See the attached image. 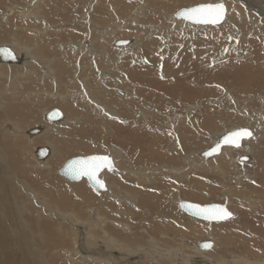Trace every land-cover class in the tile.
I'll return each mask as SVG.
<instances>
[{
    "label": "rangeland",
    "instance_id": "obj_1",
    "mask_svg": "<svg viewBox=\"0 0 264 264\" xmlns=\"http://www.w3.org/2000/svg\"><path fill=\"white\" fill-rule=\"evenodd\" d=\"M176 1L0 0V45L17 44L27 65L19 61L1 67L0 210L8 220L0 216V264H85L64 241L46 260L43 244H34L33 222L48 217L34 201L24 207L32 194L16 188L17 180L27 182L34 174L56 193L45 183L30 181L33 193L58 207L59 215L85 225L95 221L93 212L100 217L89 227L103 251L116 255L114 247L121 244L141 247L144 252L137 255L147 258L135 259L138 264H151V257L165 253L208 257L211 264H264V0ZM218 1H226L229 9L222 24L170 19L179 8ZM202 31L216 33L194 37ZM116 38L134 40V45L119 50L113 44ZM89 46L95 54L86 52ZM162 56L167 70L157 76ZM144 92L148 99L141 98ZM52 108L60 109L66 120L45 122L44 113ZM114 119L126 125L119 127ZM190 120L197 124V133L185 141ZM132 121L136 125L129 126ZM40 125L46 127L43 132L29 134ZM247 125L258 131L257 138L244 140L241 148L225 147L223 157L233 156L234 162L226 159L223 174L199 168V160H207L199 152L217 132ZM40 146L51 154L39 160L34 153ZM247 146L253 148L251 160L242 163L237 159L248 154ZM110 148L120 153L117 171L101 175L111 195L93 190L84 178L71 182L57 173L69 157L112 154ZM173 169H181L180 175H173ZM68 187L74 191L61 201L58 196ZM120 195L132 201L126 203ZM177 198L226 203L233 216L204 221L182 212ZM53 207L50 211L56 212ZM209 233L216 245L198 252V241L209 239ZM168 260L162 258L159 264H170Z\"/></svg>",
    "mask_w": 264,
    "mask_h": 264
},
{
    "label": "bare ground",
    "instance_id": "obj_2",
    "mask_svg": "<svg viewBox=\"0 0 264 264\" xmlns=\"http://www.w3.org/2000/svg\"><path fill=\"white\" fill-rule=\"evenodd\" d=\"M95 1H98V0H95ZM118 1H120V0H118ZM126 1V0H125ZM164 1V3L165 4H167V0H163ZM173 1H176V0H168V2L170 3H172ZM255 1V0H254ZM109 2V1H108ZM112 2V1H111ZM177 2V1H176ZM179 2V1H178ZM252 2V1H251ZM225 3H226V1H225ZM35 4V3H34ZM237 4V3H236ZM243 4V3H242ZM252 4V3H251ZM233 5V4H232ZM250 5V4H249ZM243 6V5H242ZM226 7H227V11H226V15H225V18H224V20H223V22H225L226 21V19H227V17H228V13H229V9H228V6H227V4H226ZM234 7V6H233ZM250 7V6H249ZM64 8V7H63ZM185 8H188V7H185ZM236 8V7H235ZM258 8V7H257ZM31 10V9H30ZM236 10V11H235ZM234 11L237 13L236 15H238V9L236 8ZM257 10V9H256ZM259 10V9H258ZM142 11H143V9H142ZM264 11V10H263ZM175 12V11H174ZM174 12H172L171 13V17H170V19L172 18V20H174L175 22L177 21L178 23H180V22H185V24L187 23V24H191V23H189V22H187V21H185V20H182V19H176V18H174ZM25 14V13H24ZM31 14H32V12H31ZM232 18V17H231ZM240 18H241V16H240ZM230 19V18H229ZM132 20H134L135 22H136V20L134 19V18H132ZM131 20V21H132ZM233 20V19H232ZM222 22V23H223ZM232 22V21H231ZM85 23V22H84ZM107 23H108V21H107ZM222 23H220V24H222ZM141 24V23H140ZM234 24V23H233ZM92 26L94 25V24H91ZM192 25H203V24H192ZM219 25V24H218ZM184 26V25H183ZM186 26V25H185ZM184 26V27H185ZM189 26V25H188ZM204 26V25H203ZM210 26V25H209ZM29 27V26H28ZM155 28V27H154ZM153 29V28H152ZM157 29V28H156ZM161 32V31H160ZM190 33V32H189ZM208 33H214V32H204V31H202V32H200V33H198L196 36L194 35V37H198V39H199V35H208ZM216 33V32H215ZM214 33V34H215ZM223 36V35H222ZM217 37V36H216ZM90 39V38H89ZM88 39V40H89ZM226 39V38H225ZM117 40V38L115 39V41ZM139 40V39H138ZM203 40V39H202ZM201 41V40H200ZM219 41V40H218ZM92 42H93V40H92ZM226 42V41H225ZM14 43H15V41H14ZM13 43V44H14ZM149 43V42H148ZM89 44V43H88ZM113 44H114V42H113ZM197 44H199V43H197ZM95 45V44H94ZM133 45H134V40H132L131 41V39H128V42L125 44V45H118L117 44V46L118 47H121L122 49H119V50H123L124 48L123 47H125V49H129V48H132L133 47ZM200 45V44H199ZM217 45H219V44H217ZM10 46V45H9ZM13 46V45H12ZM11 46V48L14 50V52H15V54H16V58H17V61H15V62H8V64H10V63H12V64H16V63H18L19 61H20V64H22L23 63V65H24V61H22V60H24V54L22 53V51H21V49H20V47H18L17 46V44H14V48ZM81 46V45H80ZM99 46V45H98ZM116 46V45H115ZM116 46V47H117ZM222 46V45H221ZM82 47V46H81ZM149 47V46H148ZM223 47V46H222ZM262 48H264V47H262ZM81 49V48H80ZM84 49V48H83ZM88 49V51H86L88 54H90V53H94L93 52V49L94 48H92V47H88L87 48ZM91 49V50H90ZM105 49V48H104ZM220 49V48H219ZM252 49V48H251ZM253 50H254V47H253ZM129 51V50H128ZM220 51V50H219ZM261 51H262V49H261ZM82 52V51H81ZM98 52V51H97ZM102 52V51H101ZM221 52V54H223V52L222 51H220ZM258 52H259V50H258ZM38 53V52H37ZM197 53V52H196ZM217 53L218 52H216L215 53V57L216 58H218L217 57ZM95 54V53H94ZM93 54V55H94ZM97 54V53H96ZM99 54V53H98ZM139 54V53H138ZM107 55H108V53H107ZM195 55V54H194ZM27 56V55H26ZM25 56V57H26ZM40 56V55H39ZM91 56V55H90ZM196 56V55H195ZM221 56V55H220ZM260 56V55H259ZM258 56V57H259ZM83 57V56H82ZM103 57V56H102ZM129 57V56H128ZM224 57V56H223ZM161 59L160 60H157V63H156V70H157V76H158V74H161V75H163L164 74V72H165V74H166V70H167V66H166V64L164 63L163 64V60H164V57L162 56V57H160ZM27 59V58H26ZM86 59V58H85ZM166 59V58H165ZM220 59V58H219ZM221 59H222V57H221ZM220 59V60H221ZM79 60V59H78ZM166 60H169V59H166ZM171 60V59H170ZM169 60V66H170V63H172L173 64V62L172 61H170ZM27 61V60H26ZM86 61V60H85ZM87 61H88V59H87ZM86 61V62H87ZM149 61V60H148ZM147 61V62H148ZM158 61H161V63H159ZM212 61H214V60H212ZM82 62V61H81ZM95 62V61H94ZM2 63H4V62H1L0 61V75H2V70H1V67H2ZM54 63V62H53ZM95 63H97V62H95ZM140 63V62H139ZM151 63V62H150ZM49 64V63H48ZM220 64V63H219ZM227 64V63H226ZM229 64V63H228ZM89 65V64H88ZM99 65V64H98ZM124 65V64H123ZM137 65V64H136ZM152 65V64H151ZM168 65V64H167ZM25 66V68H26V64L24 65ZM30 66V65H29ZM94 66V65H93ZM236 66V65H235ZM10 67V66H9ZM123 67V66H122ZM141 67H142V65H141ZM23 68V67H22ZM76 68V67H75ZM152 68V67H151ZM5 69V68H4ZM18 69V68H17ZM27 69V68H26ZM95 70V69H94ZM130 70V69H129ZM150 70H153V69H150ZM263 70H264V68H263ZM6 71V70H5ZM104 71H105V69H104ZM87 72V71H86ZM91 73V72H90ZM138 73V72H137ZM13 74V73H12ZM51 74V73H50ZM22 75V74H21ZM156 75V74H155ZM7 76H9V75H7ZM85 76V75H84ZM83 76V77H84ZM103 76V75H102ZM101 76V77H102ZM114 76H116V77H118L117 75H114ZM124 76V75H123ZM80 77V76H79ZM47 78V77H46ZM12 79V78H11ZM129 79V78H128ZM12 81V80H11ZM153 83V82H152ZM71 84V83H70ZM193 87V86H192ZM140 89V88H139ZM253 90V89H252ZM261 90V89H260ZM249 91V90H248ZM250 92V91H249ZM260 92V91H259ZM91 94V93H90ZM89 94V95H90ZM139 94V93H138ZM141 94V93H140ZM89 95H88V97H89ZM79 96V95H78ZM148 93H142L141 94V98H144V99H148ZM91 97V96H90ZM98 98V97H97ZM90 99V98H89ZM91 101L93 102V100H92V98H91ZM95 101V100H94ZM133 101V100H132ZM91 102V103H92ZM97 102V101H96ZM143 102V101H142ZM95 103V102H94ZM102 103V102H101ZM101 103H100V105H101ZM121 103V102H120ZM125 103V102H124ZM103 104V103H102ZM92 105V104H91ZM96 106V105H95ZM92 107H94V106H92ZM106 107V106H105ZM105 107H103V108H105ZM109 108V107H108ZM104 110V109H103ZM110 110H111V108H110ZM135 110V109H134ZM145 110V109H144ZM94 111V110H93ZM1 112V111H0ZM44 112V111H43ZM108 114H109V111H106ZM136 112V111H135ZM97 114V113H96ZM63 115V114H62ZM112 115V114H111ZM126 115V114H125ZM143 115V114H142ZM262 115V114H261ZM260 115V116H261ZM64 116V115H63ZM62 116V118H60L59 120H57V122H48V121H46L45 119H44V121L45 122H48V123H51V124H53V123H58V122H63L64 121V119H65V117H63ZM140 116V115H139ZM244 116V115H243ZM113 117V116H112ZM247 117V116H246ZM248 117H250V116H248ZM253 118V117H252ZM146 119V118H145ZM175 119V118H174ZM247 119V118H246ZM66 120V119H65ZM68 121H69V119H67ZM251 120V119H250ZM114 121H115V123H116V125L117 126H119V127H123L124 125H126V122L125 121H117V120H115L114 119ZM262 121V120H261ZM60 122V123H61ZM66 122V121H65ZM111 122V121H110ZM256 122V121H255ZM67 123V122H66ZM180 123V122H179ZM259 123H260V121H259ZM264 123V122H263ZM128 124V123H127ZM186 124L187 125H185L186 127L184 128V133H183V138L185 139V141H189V139H191L194 135H195V133H197V129L195 128V126L197 125L194 121H188V122H186ZM68 125H69V123H68ZM129 126H132V125H136L133 121L131 122V124H128ZM202 125V124H201ZM189 126V127H188ZM248 126V125H247ZM260 126H261V123H260ZM201 127V126H200ZM237 127V126H236ZM240 127V126H239ZM40 128H42L41 129V132H43L45 129H46V127L44 128V126L43 125H40ZM44 128V129H43ZM259 128V127H258ZM121 129V128H120ZM124 129V128H123ZM230 129V128H229ZM252 129V128H251ZM117 130V129H116ZM227 130V129H226ZM226 130H223V131H219V133L217 132V135H215V138L212 140V142H211V144L213 143V142H215V140H216V137H218V135H220V134H222V132H224V131H226ZM252 131L253 132H255V134H254V136L252 137V138H250V139H256L257 138V130L254 128V126H253V129H252ZM40 133V132H39ZM13 134V133H12ZM14 134L16 135V134H18V133H16V132H14ZM123 134V133H122ZM69 136V135H68ZM67 136V137H68ZM71 137V136H70ZM117 137H119V136H117ZM183 138H182V140H183ZM250 139H248V140H250ZM8 141V143L9 144H11V142H10V140H7ZM192 141V140H191ZM252 141V140H251ZM243 143H244V141H243ZM189 144V143H188ZM68 146V145H67ZM71 146V145H70ZM70 146H69V148L68 147H66V148H68L69 150L71 149L70 148ZM186 146H187V144H186ZM17 147V146H16ZM73 147H74V145H73ZM72 147V148H73ZM79 147H80V144H79ZM83 147V146H82ZM184 147V146H183ZM225 147H233V146H224V147H222L221 148V151L219 152V153H217V154H213V155H211V156H209V157H203L201 154H199V156H201V157H203V158H205V159H207V160H204V159H200L201 161H203V162H200V160H199V163L197 164V165H199V168L200 169H208L209 171H212V172H215V173H217V174H223L224 173V170H223V163H225L226 162V159H228V162H234V158H232V157H230V156H226V157H223L224 155H223V153H227L226 151L228 150V148H227V150H226V148ZM243 147V146H242ZM38 148V147H37ZM37 148L35 149V155L37 156V159H39L40 160V158L38 157V154H37ZM64 148V147H63ZM113 148V147H112ZM186 148V147H185ZM235 148V147H234ZM247 148H248V146H247ZM67 149V150H68ZM66 150V149H65ZM110 150H111V153L114 155V169H112V172H116L117 171V162H116V156L118 155V154H120V153H118L117 151H115V150H112L111 148H110ZM49 152L46 154L47 156H48V154L50 153V149L48 150ZM177 151V150H176ZM179 151V153H182L180 150H178ZM252 151H253V148L252 147H249L248 149H247V152H248V154H241V155H246L247 156V158L249 159V156H250V153H252ZM255 151V150H254ZM108 152V151H107ZM201 152V151H200ZM51 154V153H50ZM49 154V155H50ZM93 154H96V153H93ZM99 154V153H98ZM174 154V153H173ZM89 155V154H88ZM220 155H222L221 157H220ZM2 156H4V155H2ZM2 156H0V157H2ZM46 156V157H47ZM78 156H84V155H78ZM180 156V155H179ZM186 156V155H185ZM220 157V158H219ZM239 157H241L240 155H239ZM6 158V157H5ZM32 158H33V156H32ZM45 158V157H44ZM118 158V157H117ZM185 158V157H184ZM188 159V158H187ZM193 159V158H192ZM199 159V158H198ZM197 159V160H198ZM219 159V160H218ZM33 161H34V163H35V165H40V161H38V160H36V159H32ZM67 160V159H66ZM65 160V161H66ZM196 160V161H197ZM238 161H240L241 162V160H239V159H237ZM250 160H251V156H250ZM250 160L248 161V163L250 162ZM189 161H191L190 159H189ZM188 161V162H189ZM193 161V160H192ZM245 161H247V160H245ZM116 162V163H115ZM195 163V162H194ZM193 163V164H194ZM197 163V162H196ZM190 164H191V162H190ZM192 165V164H191ZM196 165V164H195ZM3 166V165H2ZM40 166H42V165H40ZM185 166V165H184ZM190 166V165H189ZM45 167V166H44ZM120 168H122V167H120ZM119 168V169H120ZM143 168V167H142ZM158 168V167H157ZM122 169H124V167L122 168ZM121 169V170H122ZM165 169V168H164ZM163 169V170H164ZM107 170H110V169H107V168H104L103 169V171L102 172H100V177H101V175L103 174L104 175V172L105 171H107ZM207 170V171H208ZM120 171V170H119ZM126 171V170H125ZM124 170H123V173L125 172ZM145 171V170H144ZM173 172H174V174L173 175H177L178 174V171H181V169H173L172 170ZM122 172V171H121ZM3 173V172H2ZM57 173H58V170H57ZM170 173V172H169ZM133 174V173H132ZM5 175H7L8 176V178H9V174L8 173H6ZM116 175V174H115ZM145 175V174H144ZM178 175H180V174H178ZM29 177H30V179H28V181L26 182L25 180H23V179H21V180H17L15 177H13V174H11V178H13V179H15V180H17V189H18V191H19V193L20 194H23V193H26V196H27V193H29L28 195H31V196H29V199H25L24 201H23V206L25 207V205L26 204H29V203H32L33 201L34 202H36L37 203V205L40 207V211L42 212V213H44L43 215H45V216H47L48 217V219L47 220H45V221H34L33 222V226H32V232H33V238H32V240L34 241V244L36 245V247H38V248H42V244H43V246H44V249H46L45 251V253H44V259L46 260L47 259V256H46V254H48V253H50V250H52L54 247H58L59 248V242H61V241H64L63 242V245H65L64 247L65 248H68V247H70V251H71V249H72V252H78V255L77 256H79L80 258H81V261L83 262V263H88L89 261H93V262H95L94 264H98V263H100V264H138L136 261H135V259H137V258H144V257H146L145 255H141V256H138L137 254H138V252L139 251H141V252H144L142 249H140L141 247H138V248H136V249H133V248H135L134 246H133V248H130V246H128V245H118V246H115L114 248H116V250H117V254L116 255H114V254H111V252L109 251V252H107V251H103V249H102V242L101 243H98L99 241H97L96 239H94V237H93V235H91L90 234V227H92V226H96L97 225V222L98 221H96L97 220V218H100V217H97V214L96 213H94L93 212V214H95V218H93L95 221H89V223L87 222L86 223V225L85 224H83L82 223V221H71V219L70 218H68L67 216L65 217V216H63V215H65V214H63V212H62V215L60 214L59 215V208L58 207H56V208H54L53 206H51V204L50 203H48L45 199H42L41 197H40V200H39V198H38V196L35 194V193H33V191H32V188L29 186V184H30V181L33 183V184H36L37 182H39V183H41L42 184V186H43V184L45 183H47L46 181H41V177H39L37 174H34V175H29ZM104 177V176H103ZM140 177H142V176H140ZM239 177V176H238ZM102 178V177H101ZM146 178V177H145ZM83 179V178H82ZM85 179V178H84ZM103 179V178H102ZM138 179V178H137ZM67 180V179H66ZM86 180V179H85ZM144 181V180H143ZM72 182V181H71ZM86 183H87V181H86ZM47 185V184H46ZM109 185V183H107L106 182V184H105V189L104 190H95L94 188H92L93 190H95V191H98V192H103V193H107V194H110L111 195V193H112V191H109V187H110V185ZM49 188H50V192L54 195L55 193H56V190H53L49 185H47ZM89 186V185H88ZM39 187V186H38ZM41 187V186H40ZM90 187V186H89ZM20 189H21V192H20ZM72 191H74V188L73 187H68V188H66L64 191H62L63 192V194H59V199L62 201V199L65 197V194L66 195H69ZM227 191V190H226ZM76 193L77 194H79V192L76 190ZM118 193V192H117ZM228 193V192H227ZM51 194V195H52ZM113 194V193H112ZM128 194V193H127ZM24 195V194H23ZM52 195V196H53ZM82 195V194H81ZM119 195V194H118ZM117 195V196H118ZM231 195V194H230ZM121 196V195H120ZM127 196H129V195H127ZM127 196H121V199L124 201V199L126 200V201H124V202H131L132 201V198L133 197H131V199L130 200H128V197ZM229 198V197H228ZM65 199V198H64ZM178 200H180V198H177L176 200H175V203L178 201ZM39 203V204H38ZM73 204V203H72ZM102 204V203H101ZM53 207V209L56 211V212H53V211H50L51 210V208ZM92 208V207H91ZM20 208H14V210L17 212V213H19L20 212V210H19ZM42 209V210H41ZM97 210V209H96ZM61 213V212H60ZM0 216H1V220H3V221H5L4 220V218H6V220H8L7 219V216L5 215V213L3 212V210H0ZM20 214V213H19ZM68 214V213H67ZM15 215V214H14ZM89 216V215H88ZM12 217H14V216H11V218ZM74 219V218H73ZM0 220V221H1ZM100 221V220H99ZM24 224H27L28 226H30V221H28V219H23V221H22ZM84 222V221H83ZM21 223V222H20ZM88 224V225H87ZM89 224H90V227H89ZM117 224H119L120 226L122 225V223L121 222H118L117 221ZM125 225V224H124ZM127 228V227H126ZM93 230V229H92ZM100 231V230H99ZM128 234V233H127ZM208 237H209V239L210 240H212V242H213V247L216 245V238L211 234V233H209L208 234ZM114 238V237H113ZM110 240V239H109ZM117 240V239H116ZM66 241L68 242V243H66ZM105 242H107V241H105ZM112 242L113 243H115L113 240H112ZM195 246V245H194ZM110 247H111V249H113V246H111L110 245ZM132 247V246H131ZM64 248V249H65ZM195 248V247H194ZM106 249H107V247H106ZM196 249L198 250V252H202V253H205V251H203L202 249L201 250H199L197 247H196ZM196 250V251H197ZM68 251V250H67ZM113 251V250H112ZM40 252H41V250H40ZM170 252V251H169ZM69 253V252H68ZM74 253V254H75ZM151 254V253H150ZM167 253H165V255H159V256H157V257H151L150 258V260H151V264H159L160 263V259H162V258H166V259H169L168 261L170 262V264H211L210 263V259L208 258V257H204V258H202V259H199V260H196V259H194V258H191L190 256H188V255H185V254H182V255H180V253H177L178 255L177 256H175V257H172V256H170V255H166ZM76 255V254H75ZM114 255V256H113ZM118 255V256H117ZM132 255H134V256H132ZM172 255H173V252H172ZM53 256V255H52ZM151 256H153V255H151ZM203 256V255H202ZM136 257V258H135ZM56 258V257H55ZM147 258V257H146ZM91 259V260H90ZM115 260V261H114ZM249 264V263H248ZM258 264V263H257ZM259 264H260V262H259ZM263 264V263H262Z\"/></svg>",
    "mask_w": 264,
    "mask_h": 264
},
{
    "label": "water",
    "instance_id": "obj_3",
    "mask_svg": "<svg viewBox=\"0 0 264 264\" xmlns=\"http://www.w3.org/2000/svg\"><path fill=\"white\" fill-rule=\"evenodd\" d=\"M209 3L210 2H208V3H198V4L191 5L189 7H195V6H198L200 4H209ZM216 3H222L224 5V10L225 11H224L223 19L220 20L216 24H203V25H218V24L223 22V20L225 18V15H226V11H227L226 3L224 1H218V2H211L210 4H216ZM184 9H186V8L182 7V8L177 9L174 12V14H173L174 18L185 20V19H183L182 17H180L178 15V13H180ZM185 21H187V22H189L191 24H197V23H195V22H193L191 20H185ZM127 42H128V39H126V38L117 39L116 41H114V45H116V46H117V44L118 45H125ZM0 61L4 62V63L17 61L16 54H15L14 50L10 46H8V45H0ZM62 114H63V112L60 109L52 108V109H50V110H48L47 112L44 113V119L46 121H48V122H57V120L62 118V116H63ZM41 129L42 128H40V126L37 127V128H31L29 130V134H31V135L37 134V133L41 132ZM239 129H247L251 133V136L240 139L239 140V147H236L232 143L226 142L225 138L228 137L231 132L237 131ZM253 136H254V132L248 126H240V127L237 126V127H234V128H230V129H227L226 131L222 132V134L218 135V137H216L215 142H213L212 144H210V146H208L207 148H205L204 150L199 152V154H201L203 157H209V156H211L213 154L219 153L221 151V148L224 147V146H233L235 148H241L243 146V141L246 140V139H250ZM213 148H216L215 152H212ZM48 150H49V148L46 147V146L38 147L37 148L38 157L40 159H43L44 157H46L47 156L46 154L49 152ZM206 152L210 153V155H205ZM101 156L108 157L109 161L107 163L111 164V170L114 169V158H113L112 154H110V153H99V154L96 153V154H89V155H84V156L69 157L59 167L58 174L60 176H62L63 178L67 179L68 181H72V182H78V181H81L82 178H85L86 181H87V184L90 187L94 188L95 190H104L106 182H105L104 179H102L100 177V172H102L104 168L109 169V167L107 166V163L102 165L96 171V175H95L94 179L93 178H89V176L85 175V174L77 175L78 171L87 170V169L91 168V166L94 163H97L96 161L92 160L93 157H101ZM240 156L241 157H238V159L241 160L242 163L243 162H248L250 160V156H249V159L247 158L246 155H240ZM245 160H247V161H245ZM97 180L101 181L103 186L97 184L96 183ZM176 204H177L178 208L182 212H184V213H186V214H188V215H190L192 217H195V218H198V219H201V220H204V221H209V222H219V221H224V220H227V219L219 220V221L204 219V216H203L204 210H208L209 212H211L217 207H223L227 211L232 213L229 210L227 204L226 203H221V202L198 203V202H193V201L186 200V199H181V200H178L176 202ZM198 213H201V214H198ZM232 216H233V213H232ZM198 244H199V247L201 249H204V250H208V249H211L213 247V242L210 239H202V240L198 241ZM204 245H210V247H205Z\"/></svg>",
    "mask_w": 264,
    "mask_h": 264
},
{
    "label": "snow or ice",
    "instance_id": "obj_4",
    "mask_svg": "<svg viewBox=\"0 0 264 264\" xmlns=\"http://www.w3.org/2000/svg\"><path fill=\"white\" fill-rule=\"evenodd\" d=\"M224 5L222 3L216 4H200L195 7H189L178 13L180 17L185 20H191L197 24H216L220 20L223 19L224 16ZM251 133L247 129H239L237 131H233L226 137V142L234 144L236 147H239V140L245 137H250ZM216 148L212 149V152H215ZM205 155H210V153H205ZM94 163L91 168L83 171H78L77 175L85 174L88 175L89 178H95L96 171L105 163L109 161V158L106 156L101 157H93ZM107 166L111 170V164L107 163ZM97 184L102 185V182L97 180ZM201 214V213H198ZM204 219L208 220H224L228 219L232 216V213L227 211L223 207H217L213 211L209 212L208 210H204L203 212ZM205 247H210V245H204Z\"/></svg>",
    "mask_w": 264,
    "mask_h": 264
}]
</instances>
